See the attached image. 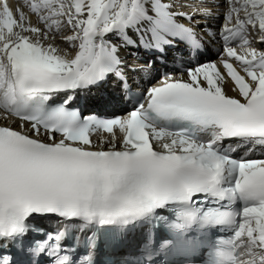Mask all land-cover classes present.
<instances>
[{
    "label": "snow or ice",
    "instance_id": "snow-or-ice-1",
    "mask_svg": "<svg viewBox=\"0 0 264 264\" xmlns=\"http://www.w3.org/2000/svg\"><path fill=\"white\" fill-rule=\"evenodd\" d=\"M226 2L219 64L189 68L187 80L165 75L147 90L146 103L100 119L71 108L73 95L56 98L111 75L127 87L120 46L106 36L160 51L175 39L199 48L193 29L177 22L191 15L174 12L167 0H26L41 28L0 0V109L22 121L0 126V264H19L6 254L9 245L74 264L62 247L67 229L26 243L40 231L31 224L36 216L113 234L162 222L166 235L158 243L151 228L147 233L146 264L161 256L160 264H194L205 250L203 264H264V159H235V149L222 146L226 139L264 146V51L251 47L247 34L248 26L258 29L264 44V0ZM65 25L73 34L64 39L78 49L71 58L44 43ZM229 84L235 95L227 94ZM117 128L119 150L93 145V132L115 141ZM86 240L95 249L96 233ZM92 255L84 264H94Z\"/></svg>",
    "mask_w": 264,
    "mask_h": 264
},
{
    "label": "bare ground",
    "instance_id": "bare-ground-1",
    "mask_svg": "<svg viewBox=\"0 0 264 264\" xmlns=\"http://www.w3.org/2000/svg\"><path fill=\"white\" fill-rule=\"evenodd\" d=\"M50 41L53 42V45H56L57 47H58V46H59V47H62V46H63V43L60 42V41H56V38L53 39V40H50ZM47 43H50V42L46 41L45 44H47ZM256 49H257V50H260L259 47H257ZM58 50H59L60 53H63V54L68 53V50H67L65 47L59 48ZM209 57H210V55H208V57H207L208 60H209ZM226 92H227V94H229V95H235V93L231 90V86H230V84L226 87ZM123 107H124V106H123ZM123 107H120V108L122 109ZM120 108H113L112 111H114V110H119ZM112 111H111V113H112ZM127 111H128V110H127ZM127 111H126V112H127ZM118 114H123V113H118Z\"/></svg>",
    "mask_w": 264,
    "mask_h": 264
},
{
    "label": "rangeland",
    "instance_id": "rangeland-1",
    "mask_svg": "<svg viewBox=\"0 0 264 264\" xmlns=\"http://www.w3.org/2000/svg\"><path fill=\"white\" fill-rule=\"evenodd\" d=\"M213 58V55H211L210 57H209V59H212ZM126 110V108L125 109H122L121 111H120V113L121 112H124Z\"/></svg>",
    "mask_w": 264,
    "mask_h": 264
}]
</instances>
